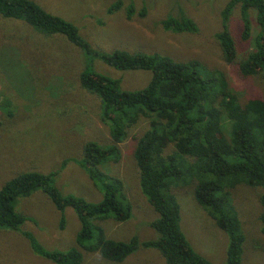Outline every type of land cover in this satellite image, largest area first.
Listing matches in <instances>:
<instances>
[{
    "label": "rangeland",
    "instance_id": "obj_1",
    "mask_svg": "<svg viewBox=\"0 0 264 264\" xmlns=\"http://www.w3.org/2000/svg\"><path fill=\"white\" fill-rule=\"evenodd\" d=\"M32 1L74 25L96 51L158 53L175 62L196 60L205 72L220 71L239 103L263 96L257 76L241 78L234 65L221 58L214 36L222 30L221 11L229 0H119L116 10L111 9L116 0ZM129 6L131 15L126 19ZM141 10L143 16L138 15ZM246 15L250 24L246 41L239 37L242 22L238 7L231 10L226 22L237 60L251 50L250 40L257 31L253 10H247ZM166 17L190 19L195 32L164 31L160 22ZM80 54L60 35L45 36L21 21L0 16V187L20 173L55 172L52 184L60 194L89 203L101 199V189L75 163L85 142L110 144L107 127L99 120L98 101L78 86ZM87 64L100 75L118 79L123 91L142 89L150 78L148 71H119L97 58L88 61L83 57V65ZM146 126L147 120L139 119L118 145L119 161L98 167L102 173L120 179L129 203L127 220L115 222L106 217L93 221L106 238L114 241L125 242L134 236L143 242L157 237L149 227L155 214L139 190L132 158L135 140ZM192 189V184L169 188L179 207L180 231L198 255L211 264H224L226 236L194 201ZM259 193V188L242 184L230 190L244 238L239 264H264ZM14 210L26 220L17 231L0 229V264H52L34 255L20 232L30 234L47 250L76 249L82 256L80 264H165L160 254L150 248L138 247L119 263L80 249L74 241L79 229L74 212L64 209L63 226L59 228L60 213L38 190L15 199Z\"/></svg>",
    "mask_w": 264,
    "mask_h": 264
},
{
    "label": "trees",
    "instance_id": "obj_2",
    "mask_svg": "<svg viewBox=\"0 0 264 264\" xmlns=\"http://www.w3.org/2000/svg\"><path fill=\"white\" fill-rule=\"evenodd\" d=\"M119 2L116 0L111 9L116 10ZM235 6L242 22L241 41L250 37L247 10H253L257 27L250 40L251 50L239 60L226 31L228 15ZM131 9V6L126 9V19L130 18ZM138 15L143 16L144 11ZM0 16L21 21L45 36L60 35L80 51L78 86L98 101L99 120L106 125L110 140L106 146L85 142L75 161L101 189L98 202L60 194L52 184L55 172L20 173L0 187V229L18 230L26 219L15 212L14 201L38 190L60 213L59 228L63 226L64 209L74 212L79 222L75 244L88 253L119 263L142 247L156 250L165 264H211L185 240L179 228V207L169 191L171 186L192 184L194 201L226 236L224 264H239L244 238L229 196L235 186L260 189L259 232L264 236V1L229 0L221 11L222 30L214 36L223 62L234 65L241 78L257 76L260 80L262 98L247 99L242 104L218 70L205 72L196 60L175 62L158 53L96 51L74 25L45 12L32 0H0ZM160 25L172 33L195 32L194 23L185 17H166ZM83 57L88 61L97 58L119 71H148L149 81L142 89L123 91L118 79L100 75L90 65H83ZM141 118L147 120V126L135 140L132 158L139 190L155 214L149 227L157 237L143 242L134 236L125 242L114 241L106 238L93 221L111 217L115 222H123L129 217V203L120 179L102 173L98 167L119 161L118 145ZM20 235L34 255L52 264L82 261L74 248L47 250L30 234L20 232Z\"/></svg>",
    "mask_w": 264,
    "mask_h": 264
}]
</instances>
